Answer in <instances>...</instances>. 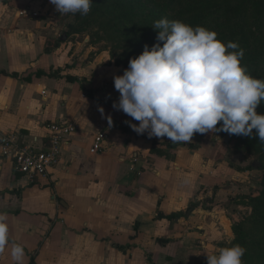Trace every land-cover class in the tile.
<instances>
[{
	"label": "crops",
	"instance_id": "0c3cea01",
	"mask_svg": "<svg viewBox=\"0 0 264 264\" xmlns=\"http://www.w3.org/2000/svg\"><path fill=\"white\" fill-rule=\"evenodd\" d=\"M49 16L37 0H0V135L40 145L50 122L79 128L34 183L0 159V212L24 264H207L233 239L229 208L245 200L253 171L219 137L172 143L135 132L129 122H139L113 107L124 70L86 39L56 40ZM107 125L102 152L90 154ZM10 248L0 264H13Z\"/></svg>",
	"mask_w": 264,
	"mask_h": 264
},
{
	"label": "clouds",
	"instance_id": "9594fccd",
	"mask_svg": "<svg viewBox=\"0 0 264 264\" xmlns=\"http://www.w3.org/2000/svg\"><path fill=\"white\" fill-rule=\"evenodd\" d=\"M60 14L87 15L92 0H50ZM158 41L146 45L129 61L123 75L114 77L120 93L113 107L138 121L130 124L149 138H170L172 143L192 142L195 133L224 131L251 136L256 130L264 142V115L256 108L264 101V80L254 78L241 65L243 49L217 39L215 31L180 21L160 19ZM232 49V51H229ZM103 113V109H100ZM111 125V117L108 118ZM218 122H222L217 128ZM234 239V237H233ZM11 244L13 264H24L22 244L10 241L8 214L0 212V254ZM246 249L239 244L207 255V264H243Z\"/></svg>",
	"mask_w": 264,
	"mask_h": 264
},
{
	"label": "trees",
	"instance_id": "16d2710c",
	"mask_svg": "<svg viewBox=\"0 0 264 264\" xmlns=\"http://www.w3.org/2000/svg\"><path fill=\"white\" fill-rule=\"evenodd\" d=\"M146 2L149 9L147 12L140 13H134V4L131 1L122 5H120L121 2H117L120 5L118 7L123 11L125 6L130 10L129 17L133 22V28L129 35L138 53L142 54L146 45L149 50L157 43L163 46V42L157 40L160 30L154 28L155 21L180 20L193 28L203 26L215 31L217 39L225 44L229 41L237 43L239 48L236 51L243 49L244 52L241 65L246 68L250 76L264 80V0H146ZM123 15L126 16L125 12ZM70 35L72 33L68 36ZM11 77L17 78L18 75L13 74ZM67 80L75 81L71 78ZM263 102L261 101L257 106V114L261 112ZM253 135L257 136L256 130ZM242 153L239 152L241 155ZM243 159L245 160L246 156H243ZM251 167L252 165L247 169L250 170ZM247 199L252 211L246 223L251 226L252 223L254 224V229L258 231L260 238L248 245V240L251 239L247 238L246 223L242 221L233 225L235 238L232 245L239 244L247 249V252H253L254 249L251 258H254L257 264H264V246H261V244L264 245V181L259 195L249 196ZM177 216L170 215L165 218L171 220Z\"/></svg>",
	"mask_w": 264,
	"mask_h": 264
},
{
	"label": "rangeland",
	"instance_id": "374dc122",
	"mask_svg": "<svg viewBox=\"0 0 264 264\" xmlns=\"http://www.w3.org/2000/svg\"><path fill=\"white\" fill-rule=\"evenodd\" d=\"M40 6H48V16L49 22L54 24L57 37L56 40L61 38H66L71 42L87 40L88 45H90L93 50L92 52L106 51L109 53L111 62L118 68L125 70L128 68L129 61L132 58L138 57L140 53L135 50L134 45H132L131 35H129L131 29L133 28V22L130 21L129 13L130 10L125 6L124 11L118 6L131 1L134 4V13H140L142 11L147 12L148 3L146 0H92L91 10L87 15L76 14H60L55 6L50 3V0H37ZM46 1V4H45ZM117 2H121L120 5ZM125 12L126 16L123 15ZM38 17V16H36ZM135 21L136 18L134 17ZM187 24V23H186ZM195 28V27H194ZM206 28V27H205ZM208 28V27H207ZM70 33L72 35L68 36ZM57 42V41H56ZM261 112L258 114L264 115V102ZM222 122H218L217 128L221 127ZM255 129L251 136H239L234 134H229L224 131H209L205 134L196 133L200 138H216L219 137L223 141L224 137L229 134V140L227 144L232 148L233 153L243 152L242 155L246 156L247 168H250L252 162L257 161L264 166V142L260 141L259 136L254 137ZM242 156V157H243ZM254 170V178L249 183V193L238 203L239 209H236V203L230 206V216L235 219L232 220V233L233 225L239 224L242 221L245 223L248 220V216L252 211V207L248 202V197L258 196L262 188L264 181V169ZM245 234L248 239V245L255 243V240L260 237L258 231L254 229V224L246 223ZM262 229V227H258ZM233 237L234 233H233ZM232 241L225 245V247H231ZM261 246H264L261 244ZM254 252V249H253ZM253 252H247V249L242 257L243 264H257L254 258H251ZM254 261V262H253Z\"/></svg>",
	"mask_w": 264,
	"mask_h": 264
},
{
	"label": "built area",
	"instance_id": "2783aa9c",
	"mask_svg": "<svg viewBox=\"0 0 264 264\" xmlns=\"http://www.w3.org/2000/svg\"><path fill=\"white\" fill-rule=\"evenodd\" d=\"M20 16L31 15L28 9L19 12ZM36 13L32 16L36 17ZM77 124L67 121H54L45 125L44 142L40 145L36 138L24 139L20 134L5 133L0 135V159L9 160L14 170L20 173L29 183L45 178L49 171L59 164L61 158V141L78 131ZM111 126H105L93 137L90 154L102 152Z\"/></svg>",
	"mask_w": 264,
	"mask_h": 264
},
{
	"label": "water",
	"instance_id": "95a60500",
	"mask_svg": "<svg viewBox=\"0 0 264 264\" xmlns=\"http://www.w3.org/2000/svg\"><path fill=\"white\" fill-rule=\"evenodd\" d=\"M228 140H229V134H227L224 137L223 142L227 143ZM261 167H262V164H260L259 162L257 161L252 162V169L257 170V169H260Z\"/></svg>",
	"mask_w": 264,
	"mask_h": 264
}]
</instances>
